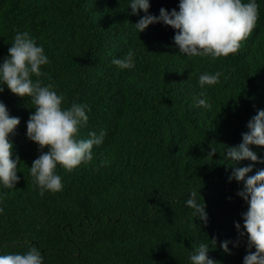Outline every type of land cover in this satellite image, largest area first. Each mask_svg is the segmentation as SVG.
I'll return each mask as SVG.
<instances>
[{
	"label": "trees",
	"instance_id": "trees-1",
	"mask_svg": "<svg viewBox=\"0 0 264 264\" xmlns=\"http://www.w3.org/2000/svg\"><path fill=\"white\" fill-rule=\"evenodd\" d=\"M149 2L153 15L161 7L178 10L179 0ZM256 2V25L235 53L189 57L178 51L170 26L150 24L137 33L132 24L143 13L133 15L127 0H0V60L15 32L27 30L49 58L33 79L53 84L65 106L88 105L78 138L105 131L91 161L71 170L57 166L62 191L41 196L28 171L40 154L26 137L34 105L5 87L0 100L19 117L9 139L20 179L0 187V254L35 246L44 264H190V251L215 237L208 255L218 264H242L247 237L234 225L243 229L247 204L237 195L242 183L228 180L222 155L264 109V0ZM129 49L133 67L111 63ZM205 71L220 76L201 89ZM201 91L207 108L194 104ZM250 147L264 156V146ZM259 168L264 163H254L249 175ZM192 189L204 201L206 223L185 204ZM223 240L230 241L228 253Z\"/></svg>",
	"mask_w": 264,
	"mask_h": 264
},
{
	"label": "clouds",
	"instance_id": "clouds-1",
	"mask_svg": "<svg viewBox=\"0 0 264 264\" xmlns=\"http://www.w3.org/2000/svg\"><path fill=\"white\" fill-rule=\"evenodd\" d=\"M133 15H140L134 25L137 33L150 24L162 23L174 29L173 40L178 51L191 56H227L235 53L241 42L251 33L258 17L256 0H179L178 10L159 9L158 15L149 12V0H127ZM133 51L129 49L121 57H113L111 63L121 69L133 67ZM49 63L42 45L27 30L16 31L7 55L0 60V93L5 87L19 97H26L34 107L26 121V137L38 145L40 154L28 167L29 174L42 196L45 191L59 192L63 189L57 166L66 170L87 163L93 158V147L103 143L104 129L90 130L87 138H78V129L85 125L89 116L88 105L71 102L66 104L63 93H58L53 84H43L39 78L42 67ZM219 72H202L198 86L204 89L218 82ZM196 106H209L204 92L194 98ZM19 124V117L9 114L6 104L0 100V187L13 188L20 177L17 175L20 158L13 151L9 135ZM247 131L236 146L223 150V160L231 168L228 180L242 183L237 195L247 204L241 224L235 223L239 236L247 237L248 251L242 264H264V168L252 173L254 163H264L250 145L264 146V109H258L247 122ZM47 148V151H43ZM217 152L214 142L209 144L208 156ZM243 160L251 161L245 166L236 165ZM185 204L192 209L193 219L207 222V213L202 197L195 189L189 191ZM4 211L0 208V213ZM230 241L220 242L225 253L230 252ZM233 245L236 246L235 242ZM216 246V238L199 242L189 253L190 264H218L208 253ZM251 249H254L252 251ZM0 264H44L39 248L27 247L24 252L0 254Z\"/></svg>",
	"mask_w": 264,
	"mask_h": 264
}]
</instances>
